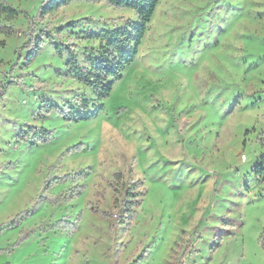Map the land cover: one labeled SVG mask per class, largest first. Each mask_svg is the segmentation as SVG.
<instances>
[{
    "label": "rangeland",
    "instance_id": "rangeland-1",
    "mask_svg": "<svg viewBox=\"0 0 264 264\" xmlns=\"http://www.w3.org/2000/svg\"><path fill=\"white\" fill-rule=\"evenodd\" d=\"M2 1L28 16L42 2ZM87 17L136 20L105 4H73L44 24ZM3 26L15 35L0 34V80L12 81L0 98V164L12 165L0 170V264H264V177L255 173L264 158V0H160L103 110L78 123L32 118L44 99L94 95L59 77L64 61L48 46L9 72L26 22L0 15ZM58 41L76 53L91 46L68 32ZM40 127L48 144L15 142ZM74 172L87 175L76 182L79 197L42 201L71 186L44 193L47 177ZM115 173L126 187L141 183L123 225Z\"/></svg>",
    "mask_w": 264,
    "mask_h": 264
},
{
    "label": "trees",
    "instance_id": "trees-1",
    "mask_svg": "<svg viewBox=\"0 0 264 264\" xmlns=\"http://www.w3.org/2000/svg\"><path fill=\"white\" fill-rule=\"evenodd\" d=\"M160 0H42L33 16H28L23 10L14 9L4 1H0V15L8 19L16 20L22 18L26 22V31L21 46L15 50L16 63L14 62L9 70L18 64L20 70L31 66L36 56L41 50L48 46L52 48L55 56L64 61V73H59V77L65 79L69 77L74 83L94 95V99H86L83 96H74L71 100L62 102L60 105L49 99L41 101L40 105L33 113L32 118L44 120L51 114L60 117L65 123H78L91 120L98 116L103 110V101L108 98L115 82L122 78L123 71L135 60L141 42L147 31V25L153 17ZM73 4H105L114 10H126L133 13L135 21H101L92 17L82 18L75 22H70L63 28L54 29L44 24L46 17L53 15L63 8ZM95 24H101V29L89 31L79 30L81 27L90 28ZM68 32V36L82 42L91 43L90 47H83L79 53L75 52L72 44H64L58 41L60 34ZM0 34L5 37L15 35L9 27H0ZM12 81L0 80V98L3 96L6 86ZM50 132L43 128L27 129L15 136L16 143L29 141L31 148H38L50 142ZM30 136V137H29ZM263 158V156H262ZM264 158L258 164L255 173H263ZM11 164H0V170L10 168ZM52 169V168H51ZM87 176L84 173H72L55 177H47L41 189L43 192L50 191L67 182L71 186L66 191H61L57 195H50L42 201L52 206H58L74 198L79 197L85 190L82 185L76 184L78 180ZM119 182L122 191V202L115 201L114 207L123 208L125 215L118 221L123 225L126 221L132 220L135 216V208L139 204V193L134 190L140 188L139 182L130 183L126 187L123 177L119 173L113 175ZM108 185L114 187L113 183ZM115 189V187H114ZM116 200V199H115ZM92 211L98 214V210ZM110 213L102 214L104 219L110 218ZM13 223H10L11 226ZM2 252H6L5 250ZM7 253H10L9 251Z\"/></svg>",
    "mask_w": 264,
    "mask_h": 264
},
{
    "label": "crops",
    "instance_id": "crops-1",
    "mask_svg": "<svg viewBox=\"0 0 264 264\" xmlns=\"http://www.w3.org/2000/svg\"><path fill=\"white\" fill-rule=\"evenodd\" d=\"M3 254H5V253L2 252V248L0 247V256L3 255ZM6 254L9 255L10 253H6Z\"/></svg>",
    "mask_w": 264,
    "mask_h": 264
}]
</instances>
